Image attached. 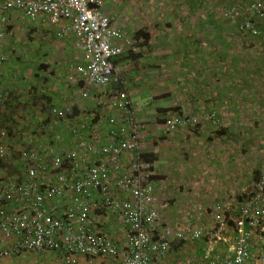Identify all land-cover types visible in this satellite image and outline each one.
<instances>
[{
	"label": "built area",
	"instance_id": "built-area-1",
	"mask_svg": "<svg viewBox=\"0 0 264 264\" xmlns=\"http://www.w3.org/2000/svg\"><path fill=\"white\" fill-rule=\"evenodd\" d=\"M103 6V0H0V70L8 60L3 46L9 16L17 11L31 22L40 17L51 25L63 21L65 26L57 35H73L83 55L75 80L104 89L115 87L110 113L87 111L88 123L107 120V140L82 125L72 130L70 145L54 128L70 120L71 108L51 106L32 116L27 112L28 116H16L21 92L14 88L0 92V262L25 253H61L62 264H78L84 256L111 258L118 264H165L175 243L205 241L203 258L189 255L184 264H264V160L259 180L248 188L237 212L221 206L208 213L200 210L194 217L203 223L208 214L209 229L207 225L177 231L165 222L155 205L154 173L142 158L146 123L113 62L126 50L138 49L112 27ZM244 8L230 6L223 16L233 24L241 21V31L261 35L256 20H264V1ZM89 97L87 91L80 94L83 100ZM30 98V105L46 107L39 97ZM215 118L210 114L205 120ZM45 119L52 123L46 129L41 126ZM198 123L196 116L172 114L164 126L173 134ZM111 216H118L127 227L125 245L101 230Z\"/></svg>",
	"mask_w": 264,
	"mask_h": 264
},
{
	"label": "crops",
	"instance_id": "crops-1",
	"mask_svg": "<svg viewBox=\"0 0 264 264\" xmlns=\"http://www.w3.org/2000/svg\"><path fill=\"white\" fill-rule=\"evenodd\" d=\"M103 2V12L125 39L136 43L135 35L141 29L150 37L148 44L137 51L141 57L133 59L126 50L115 65L139 117L146 123L142 151L156 156L150 164L155 205L165 222L177 231L207 225L209 229L212 222L208 214L203 223L194 215L200 210L211 212L215 206L237 212V205L254 184L252 170L262 165L264 43L252 47L239 32L230 30L222 33L229 36V42L222 46L215 37L217 28L210 25L215 13L199 8L203 0ZM9 17L3 46L8 60L0 70V92L11 88L24 92L15 115L27 112L32 116L51 106L71 108L70 120L54 128L58 137L70 145L72 130L85 125L96 129L98 138L107 140V120L88 123L86 118L91 111L110 113L115 87L104 89L75 80V68L83 64V55L73 35H57L65 23L51 25L45 17L31 22L17 11ZM28 89L33 92L30 96L44 100L46 107L30 105ZM82 91L90 97L81 99ZM172 114L196 116L199 123L170 134L164 122ZM210 114L216 115V121L205 120ZM31 116L30 122L34 119ZM104 222L102 232L118 245H125L127 227L122 220L111 216ZM186 247L182 242L175 243L165 264H184L189 255H202V251H188ZM31 254L34 257L25 253L0 264H24L20 261L24 256L29 261L37 258ZM42 255L48 258V264H62L61 253ZM104 259L118 264L111 258ZM94 260L79 257L78 264Z\"/></svg>",
	"mask_w": 264,
	"mask_h": 264
},
{
	"label": "trees",
	"instance_id": "trees-1",
	"mask_svg": "<svg viewBox=\"0 0 264 264\" xmlns=\"http://www.w3.org/2000/svg\"><path fill=\"white\" fill-rule=\"evenodd\" d=\"M203 1H204V3L200 4L199 8H205L206 11H210V12L213 11L215 13L214 19L210 20V25L212 27L217 28V31H216L217 34L215 37L218 38L217 40H219V42L221 43L222 46H225L229 42V40H228L229 36H227V35L224 36V34L222 35V33L226 32V31L229 32L230 30H232V31L236 30L237 32H239V34L241 35V38L243 40H246L245 43L247 45H252V47L258 43H260V44L264 43V20H256L257 26L259 27V29H261V35L253 36V35H251L250 32L246 33V32L241 31V29H240L241 21H238L237 23L233 24L232 22L227 21L224 18V16H223V13H224L223 10L225 9L224 4L227 3L228 1H231V0H214V1L213 0H203ZM232 1L236 5H230V6H240V7H243V9H245L244 7L247 6L248 4L252 3L253 1H264V0H248V1L242 0L241 3L236 2L238 0H232ZM230 6H227L226 8H228ZM245 16H247V15L245 14ZM149 39H150V37L148 35V32H146L144 29L139 30L135 35L136 44L134 47H136L139 51V49L143 48L144 46H146L148 44ZM128 54L133 59H138L139 57H141V55H140L141 53L133 51V49H129ZM122 56H120V57H122ZM117 58L113 59L114 64L117 63V61H118ZM8 90L9 89H7L6 91H8ZM22 93H24V92H21V95H22ZM32 94H33L32 90L30 91L28 89L27 95L29 96V98L31 97L30 95H32ZM21 95H19L17 97L19 98V97H21ZM13 110H11V113L13 112ZM95 120L97 121V118ZM6 122H7V120H4L3 123H6ZM41 122H42L41 126H44L45 129L51 123V121L48 119L42 120ZM1 126H2V119L0 117V127ZM262 156H263L262 160H264V155H262ZM142 158H143L144 166L147 169L151 170L152 168H151L150 164H152L156 160V156L154 154H151V153L150 154L143 153ZM260 176H261V165L259 166L258 170L257 169L252 170V177H253L252 180L254 181V183L259 180ZM182 245L187 246L186 249L188 251L191 249H196L197 251H202V255L205 252L204 250L206 249L205 241H200V242H196V243L182 242ZM202 255H200V256H202ZM100 258L104 259L105 257H100ZM200 258H203V256ZM94 259H97V258H94ZM86 263H88V261Z\"/></svg>",
	"mask_w": 264,
	"mask_h": 264
},
{
	"label": "rangeland",
	"instance_id": "rangeland-1",
	"mask_svg": "<svg viewBox=\"0 0 264 264\" xmlns=\"http://www.w3.org/2000/svg\"><path fill=\"white\" fill-rule=\"evenodd\" d=\"M241 1L242 0H238V1H236V2H239V3H241ZM248 1V0H247ZM231 2V3H230ZM235 2V3H236ZM238 4V3H237ZM230 5H236V4H234L233 3V1L231 0V1H228L227 3H225L224 4V7H225V9H226V7L227 6H230ZM224 9V8H223ZM224 9V10H225ZM224 10H223V12H224ZM28 255L27 256H29V258H31V257H34L31 253H27ZM33 254H35V253H33ZM35 255H37L35 258L36 259H34L33 261H29L28 260V258L26 257V256H24V258H22L20 261L22 262V263H24V264H48V258H46L45 257V255H42V254H35ZM50 258V257H49ZM87 262V261H86ZM85 262V263H86ZM86 264H116V263H112V262H110L109 260H107V259H96V260H94V261H92V262H88V263H86Z\"/></svg>",
	"mask_w": 264,
	"mask_h": 264
}]
</instances>
